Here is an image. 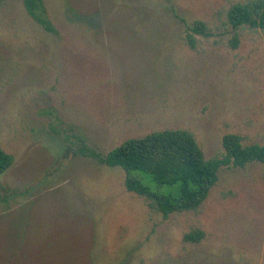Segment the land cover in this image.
<instances>
[{"label":"rangeland","instance_id":"obj_1","mask_svg":"<svg viewBox=\"0 0 264 264\" xmlns=\"http://www.w3.org/2000/svg\"><path fill=\"white\" fill-rule=\"evenodd\" d=\"M252 1L43 0L57 36L23 0L0 3V149L13 156L0 264H264V164L220 168L198 210L164 219L120 168L79 154L164 130L190 132L207 160L226 134L264 144V32L227 20ZM194 230L203 239L184 242Z\"/></svg>","mask_w":264,"mask_h":264},{"label":"trees","instance_id":"obj_2","mask_svg":"<svg viewBox=\"0 0 264 264\" xmlns=\"http://www.w3.org/2000/svg\"><path fill=\"white\" fill-rule=\"evenodd\" d=\"M23 7L45 32L58 35L43 0H23ZM227 20L232 28L246 25L264 32V0L233 5L227 13ZM190 31L209 36L201 21H195ZM186 43L190 48H195L190 33L186 34ZM236 45L237 36H234L232 46L235 48ZM221 145L223 152L207 160L190 132L164 130L128 139L104 156L89 151L83 145L79 154L107 167L120 168L125 174V190L142 197L149 207L166 219L172 213L198 210L216 184L220 168H243L253 162L264 164V144L243 145L238 135L226 134L222 137ZM12 163L13 156L0 149V178ZM164 186L174 193L160 191ZM4 193L0 185V199ZM203 237L201 230H194L185 234L183 240L186 243H198Z\"/></svg>","mask_w":264,"mask_h":264}]
</instances>
